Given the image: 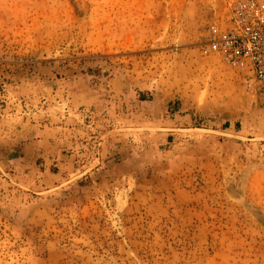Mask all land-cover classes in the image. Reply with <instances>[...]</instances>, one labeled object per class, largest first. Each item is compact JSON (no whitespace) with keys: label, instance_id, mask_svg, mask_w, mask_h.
<instances>
[{"label":"rangeland","instance_id":"rangeland-1","mask_svg":"<svg viewBox=\"0 0 264 264\" xmlns=\"http://www.w3.org/2000/svg\"><path fill=\"white\" fill-rule=\"evenodd\" d=\"M234 1L0 0V131L45 137L0 133V264H264V89L199 51Z\"/></svg>","mask_w":264,"mask_h":264},{"label":"built area","instance_id":"built-area-1","mask_svg":"<svg viewBox=\"0 0 264 264\" xmlns=\"http://www.w3.org/2000/svg\"><path fill=\"white\" fill-rule=\"evenodd\" d=\"M227 20L224 30L210 27V40L200 45V54L220 57L242 72L250 87L264 89V0H235L228 5Z\"/></svg>","mask_w":264,"mask_h":264},{"label":"crops","instance_id":"crops-1","mask_svg":"<svg viewBox=\"0 0 264 264\" xmlns=\"http://www.w3.org/2000/svg\"><path fill=\"white\" fill-rule=\"evenodd\" d=\"M16 106V105H15ZM11 114V113H10ZM7 114L5 116L0 115V119H2L3 117H5L7 119V117L10 115ZM14 115V114H11ZM12 121L11 120H5L3 122L2 125L3 128L1 129L0 133H4L5 135H3L4 138L7 137L6 139V143L8 144H14V143H19L22 146H25V153L24 155H26L24 158L26 160H28V156H30V158H34L35 161H39V144L40 146H42V144H44L43 139L45 137H40L39 138V130L40 128L33 124H28V123H24V124H20L18 126H16L17 123H20L17 121V123H10ZM34 121L36 122V120L34 119ZM8 124V126H6ZM10 124H12L10 126ZM1 125V124H0ZM38 125V124H37ZM43 129V128H42ZM43 132L42 135H44L45 131H41ZM34 156V157H32ZM26 162V161H25Z\"/></svg>","mask_w":264,"mask_h":264}]
</instances>
